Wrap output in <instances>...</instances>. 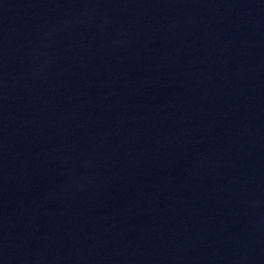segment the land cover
Listing matches in <instances>:
<instances>
[{"label": "water", "instance_id": "obj_1", "mask_svg": "<svg viewBox=\"0 0 264 264\" xmlns=\"http://www.w3.org/2000/svg\"><path fill=\"white\" fill-rule=\"evenodd\" d=\"M0 264H264V0H0Z\"/></svg>", "mask_w": 264, "mask_h": 264}]
</instances>
